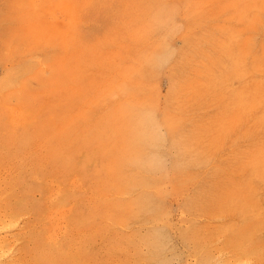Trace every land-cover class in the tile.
I'll return each instance as SVG.
<instances>
[{
	"label": "rangeland",
	"instance_id": "1",
	"mask_svg": "<svg viewBox=\"0 0 264 264\" xmlns=\"http://www.w3.org/2000/svg\"><path fill=\"white\" fill-rule=\"evenodd\" d=\"M0 264H264V0H0Z\"/></svg>",
	"mask_w": 264,
	"mask_h": 264
}]
</instances>
